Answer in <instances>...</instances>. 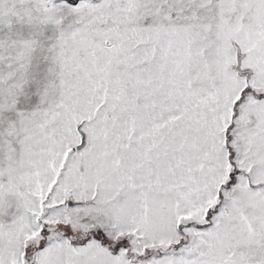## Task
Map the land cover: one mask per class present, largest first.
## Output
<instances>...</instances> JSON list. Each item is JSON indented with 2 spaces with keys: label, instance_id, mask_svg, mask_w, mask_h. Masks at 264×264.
<instances>
[{
  "label": "snow or ice",
  "instance_id": "1",
  "mask_svg": "<svg viewBox=\"0 0 264 264\" xmlns=\"http://www.w3.org/2000/svg\"><path fill=\"white\" fill-rule=\"evenodd\" d=\"M0 264H264V0H0Z\"/></svg>",
  "mask_w": 264,
  "mask_h": 264
}]
</instances>
